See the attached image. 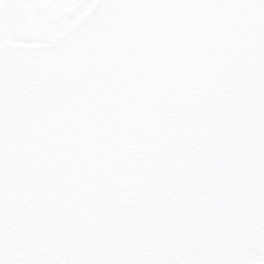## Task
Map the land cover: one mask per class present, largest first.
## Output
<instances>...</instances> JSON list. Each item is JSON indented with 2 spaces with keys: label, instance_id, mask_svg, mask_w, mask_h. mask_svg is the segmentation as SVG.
<instances>
[{
  "label": "water",
  "instance_id": "95a60500",
  "mask_svg": "<svg viewBox=\"0 0 264 264\" xmlns=\"http://www.w3.org/2000/svg\"><path fill=\"white\" fill-rule=\"evenodd\" d=\"M262 32L238 9L91 0L48 42L1 41L0 258L221 255L222 209L240 212L238 230L264 190L243 179V143L228 156L217 146ZM241 112L238 131L250 119ZM214 161L216 178L202 183ZM201 206L216 217L207 239Z\"/></svg>",
  "mask_w": 264,
  "mask_h": 264
},
{
  "label": "snow or ice",
  "instance_id": "6c2138e0",
  "mask_svg": "<svg viewBox=\"0 0 264 264\" xmlns=\"http://www.w3.org/2000/svg\"><path fill=\"white\" fill-rule=\"evenodd\" d=\"M188 4L206 5L220 9H238L249 15L254 14L256 23L264 27V0H172ZM264 39V32L261 33ZM247 114V128L238 131L240 124L245 122L241 108ZM245 138L247 142L245 143ZM243 143L247 151L244 161L247 176L244 180L254 178L257 189H264V52L258 56L254 70L249 76L246 87L240 92V102L232 108L231 123L224 135L217 141L218 148L224 156L237 142ZM228 160V164H233ZM216 162L209 167V174L202 177V183L215 179ZM230 172L231 168H226ZM218 195V193H217ZM195 199V195L193 197ZM224 223L221 231L216 233V240L222 242L223 253L215 258L198 256L194 250L192 255H168L165 258L134 260L128 264H264V190H259L252 199V204L244 210L246 219L244 227L233 229V217L240 212L233 208H224L221 211ZM196 219H204L208 223V230L200 234V238L207 239L208 234L215 228L216 217L210 212L209 206H201L197 211ZM181 223L183 221H180ZM175 241L172 242L173 246ZM174 250V249H173ZM0 264H6L0 258ZM76 264H121L116 260H80Z\"/></svg>",
  "mask_w": 264,
  "mask_h": 264
},
{
  "label": "flooded vegetation",
  "instance_id": "af4514ba",
  "mask_svg": "<svg viewBox=\"0 0 264 264\" xmlns=\"http://www.w3.org/2000/svg\"><path fill=\"white\" fill-rule=\"evenodd\" d=\"M91 0H0V42H48Z\"/></svg>",
  "mask_w": 264,
  "mask_h": 264
},
{
  "label": "bare ground",
  "instance_id": "6f19581e",
  "mask_svg": "<svg viewBox=\"0 0 264 264\" xmlns=\"http://www.w3.org/2000/svg\"><path fill=\"white\" fill-rule=\"evenodd\" d=\"M90 1V0H89Z\"/></svg>",
  "mask_w": 264,
  "mask_h": 264
}]
</instances>
